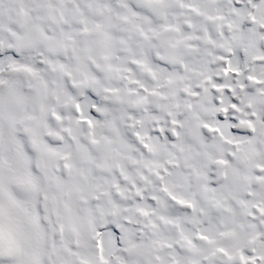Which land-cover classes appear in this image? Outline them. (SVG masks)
I'll use <instances>...</instances> for the list:
<instances>
[{
    "label": "snow or ice",
    "instance_id": "1",
    "mask_svg": "<svg viewBox=\"0 0 264 264\" xmlns=\"http://www.w3.org/2000/svg\"><path fill=\"white\" fill-rule=\"evenodd\" d=\"M0 264H264V0H0Z\"/></svg>",
    "mask_w": 264,
    "mask_h": 264
}]
</instances>
